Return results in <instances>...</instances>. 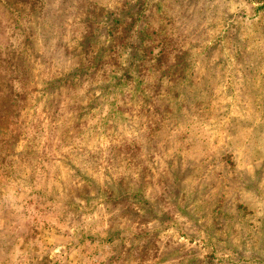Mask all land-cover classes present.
<instances>
[{
	"label": "rangeland",
	"instance_id": "rangeland-1",
	"mask_svg": "<svg viewBox=\"0 0 264 264\" xmlns=\"http://www.w3.org/2000/svg\"><path fill=\"white\" fill-rule=\"evenodd\" d=\"M0 264H264V0H0Z\"/></svg>",
	"mask_w": 264,
	"mask_h": 264
}]
</instances>
